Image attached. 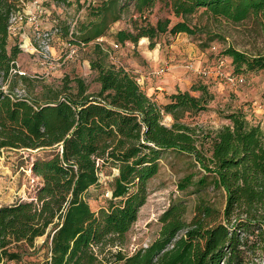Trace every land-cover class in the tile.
Here are the masks:
<instances>
[{
  "label": "trees",
  "instance_id": "obj_1",
  "mask_svg": "<svg viewBox=\"0 0 264 264\" xmlns=\"http://www.w3.org/2000/svg\"><path fill=\"white\" fill-rule=\"evenodd\" d=\"M158 2L182 20L153 24L147 12ZM131 6L139 14L132 16V27L113 34L123 45L149 37L153 46L164 33L193 35L199 28L188 18L201 9L214 21H251L264 34V0H102L92 7L94 19L79 27L82 41L107 35ZM23 7V0H0V154L7 148L55 151L33 162L42 180L36 198L0 206V263L21 258L13 245L35 247L42 236L47 264H107L110 256L123 264H250L252 256L264 254V127L237 109L226 115L229 124L204 132L189 119L209 108L214 96L207 85L178 89L159 103L136 74L110 60L102 42L90 62L98 90L91 91L81 76L66 77L58 87L42 82L38 89L17 70L20 44L9 47L11 19ZM223 53L235 72L264 69V52L250 55L229 46ZM167 150L193 155L205 171L196 181L193 174L186 176L180 187L194 185L195 192L210 184L220 187L224 208L200 197L187 220L186 201H173L160 216L158 237L126 254L127 233ZM105 164L119 172L108 204L94 210L88 195Z\"/></svg>",
  "mask_w": 264,
  "mask_h": 264
},
{
  "label": "rangeland",
  "instance_id": "obj_2",
  "mask_svg": "<svg viewBox=\"0 0 264 264\" xmlns=\"http://www.w3.org/2000/svg\"><path fill=\"white\" fill-rule=\"evenodd\" d=\"M101 1L66 0L57 3L53 0H23V13L26 16L40 14L41 35L37 34L35 26L27 19L23 22H14L9 47L19 43L22 48L17 58L19 74H26L38 86V89L42 82L58 87L66 77L81 76L90 84L91 91H96L100 85L95 81L96 72L91 69L90 62L97 57L95 50L97 42H102L104 48L110 49V60L136 74L142 87L147 85L148 73L155 82L163 79L171 81L170 79L177 74L194 73L195 78L193 76L189 85L185 86L191 89L193 86L205 84L214 96L206 111L189 119L198 123L204 132L215 131L229 124L230 120L226 118V115L237 109L243 110L252 123H259L264 127V69L242 72L247 77V82L240 86H232L223 80L202 77L186 67L189 60L203 67H213L219 55H223L224 50L229 46L250 55L264 52V34L259 27L251 21L241 24H232L225 20L214 21L209 19L201 9L188 18L192 26L197 25L199 28L195 34L185 32L177 35L159 34L153 46L151 39L148 38V46L151 49H159L161 56H169L173 50L181 51L183 48H190L183 59L163 61L162 64H167L169 69L165 74L157 76L152 73L155 68L146 73L135 67L131 60L140 59V56L138 57L135 53L136 49L131 47L129 51L126 44L117 43L113 36L121 28L132 27V16H139L133 6L125 11L120 20L112 24L107 35L88 43L82 41L79 27L94 19L90 12L92 7L99 5ZM147 14L153 24L165 18H171V24L182 20L181 17L175 16L171 8L163 2H158ZM144 40L147 39L141 38L139 44ZM115 44L119 46L116 47ZM214 46L216 50L213 49ZM72 49L75 53L72 57H68ZM224 58L227 61L226 69H235L231 57L224 55ZM23 86L25 85L21 83L18 92L23 91ZM168 86L170 87L165 92L169 93L164 95L167 101L169 95L175 89H179V85L174 82ZM185 86H182L183 89ZM193 94L199 95L200 92L193 91ZM154 97L156 98V94ZM158 102L162 103V99ZM165 121L170 124L172 117L167 116ZM54 151L53 148H7L1 152L0 206L36 198L42 180L34 173L33 162L39 157H51ZM160 163V172L151 178L149 183V197L141 207L138 219L127 233L126 242L122 246L126 254H132L158 237L162 226L160 216L173 201L179 199L186 201L187 220L193 217L200 197L217 208H224L226 194L220 187L210 184L200 192H195L197 187L194 185H189L185 189L180 187V183L186 176L193 174V180L196 181L205 173L193 155L167 150ZM118 172V168L114 166L108 164L101 166L100 182L90 189L88 195L89 203L94 210H99L108 204L112 184ZM45 240V236L37 238L35 247L25 243L13 245L12 249L18 250L21 258L0 264H47L48 244ZM110 259L107 264H123L112 256ZM250 262V264H264V254L257 253L252 256Z\"/></svg>",
  "mask_w": 264,
  "mask_h": 264
},
{
  "label": "crops",
  "instance_id": "obj_3",
  "mask_svg": "<svg viewBox=\"0 0 264 264\" xmlns=\"http://www.w3.org/2000/svg\"><path fill=\"white\" fill-rule=\"evenodd\" d=\"M144 40L142 42L138 43H133V42H127L126 43V47H129L128 50L130 51L131 47L136 49L135 53L136 55L140 58V59H132L131 62L133 65H135V67H138L142 70H144L145 72L148 70H151L152 68H157V66H160L163 61H169V60H175V59H183L187 53V50L189 51V49H185L183 48L181 51L179 50H173L171 51V54L169 56L164 55L161 56L160 55V50L155 48V49H151L148 44H149V37H143ZM146 59V60H145ZM148 63V64H147ZM128 69V68H127ZM148 73V72H146ZM149 74V73H148ZM147 74L146 76V86L143 87L146 92L151 95L154 96V94H156V100L159 101L160 99H162V103H166L167 102V98L164 97L165 94L169 93V92H165V90L168 89V85H171L173 82L179 85V89H183V85H189L190 83V79H193V76L195 78V74L192 73L190 75H181V74H177L176 76L174 75L173 79L169 80H158L155 82V80H153V78H151L149 75ZM185 89H190L189 86H185ZM178 89H175L173 92H175Z\"/></svg>",
  "mask_w": 264,
  "mask_h": 264
},
{
  "label": "built area",
  "instance_id": "obj_4",
  "mask_svg": "<svg viewBox=\"0 0 264 264\" xmlns=\"http://www.w3.org/2000/svg\"><path fill=\"white\" fill-rule=\"evenodd\" d=\"M40 14H32L30 16H26L22 11H18L11 19V25H10V35L12 34L13 30V24L16 21L23 22L27 19L30 23H32L35 26L36 32L38 35H41V27H40ZM101 39V38H99ZM116 47H118V44H115ZM214 50H216V46L213 47ZM75 53V50H71L68 57H72ZM186 67L195 72L196 74L206 77V78H213L216 80H223L226 81L228 84L232 86H240L247 82V77L243 73L235 72L234 70H228L227 67V61L224 58V56L219 55L217 58L216 64L213 67H203L201 65H198L193 60H189L186 63ZM169 67L167 64H162L159 67L155 68L152 73L154 75H163L168 71Z\"/></svg>",
  "mask_w": 264,
  "mask_h": 264
}]
</instances>
